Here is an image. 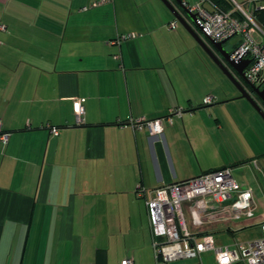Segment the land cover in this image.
Returning a JSON list of instances; mask_svg holds the SVG:
<instances>
[{
	"label": "crops",
	"instance_id": "crops-1",
	"mask_svg": "<svg viewBox=\"0 0 264 264\" xmlns=\"http://www.w3.org/2000/svg\"><path fill=\"white\" fill-rule=\"evenodd\" d=\"M203 51L162 0H0V264H156L151 192L224 168L256 201L264 143L229 126L253 112Z\"/></svg>",
	"mask_w": 264,
	"mask_h": 264
},
{
	"label": "built area",
	"instance_id": "built-area-1",
	"mask_svg": "<svg viewBox=\"0 0 264 264\" xmlns=\"http://www.w3.org/2000/svg\"><path fill=\"white\" fill-rule=\"evenodd\" d=\"M208 0L182 6L191 14L197 16L206 37L215 43L229 42L237 38L232 47L230 58L235 62L250 60L245 73L247 89L253 86L264 89V30L255 21L257 11L264 10V0H249L245 4H235L233 10L225 11L214 6L213 10L206 8ZM100 3L92 4L98 6ZM177 24L170 25L175 29ZM127 36L121 39H126ZM257 103L262 102L254 97ZM213 98L207 97L205 105L212 104ZM180 109L170 112V115H181ZM85 111L79 106L76 119L79 125L84 124ZM173 124L171 116L155 120L140 119L132 122V128L148 130L150 135L164 132V121ZM50 133L58 136L59 129L50 127ZM10 133L3 132L0 127V141L5 145L9 142ZM257 167V162H253ZM146 194L140 188L138 196ZM185 205L189 208L186 211ZM150 229L153 236V248L156 264H173L179 261L200 260L204 253L213 252L217 264H264V222L258 226L259 236L246 244L234 242V247L217 246L215 234L204 232L193 234L189 229L186 212L189 213L191 224L200 226L215 220L229 221L243 217L255 216L257 209L253 192L244 190L237 183L231 168L202 174L196 178L165 185L151 192V198L146 200ZM235 238V232H228ZM122 264H134L126 259Z\"/></svg>",
	"mask_w": 264,
	"mask_h": 264
},
{
	"label": "rangeland",
	"instance_id": "rangeland-1",
	"mask_svg": "<svg viewBox=\"0 0 264 264\" xmlns=\"http://www.w3.org/2000/svg\"><path fill=\"white\" fill-rule=\"evenodd\" d=\"M237 40H238L237 38H234L229 42H227L224 46V49L227 52H230L232 50L231 45ZM203 52L206 58L212 61L210 56L205 51ZM221 74L225 78V80H227L229 84H231V86L233 87L232 83L228 80V78L222 72ZM240 100H243V102H246V104L250 106L255 120L254 119L247 120L244 118V116L239 115L238 118L230 120L229 126L231 127V129H234L235 127L236 132H239V130L243 128L241 136H243V139L246 140L248 143H252L254 145L261 141L264 143V121L262 117L255 111V109L251 106V104L247 100L245 99H240ZM236 146L237 148L240 147V144L238 143V139ZM233 177L241 184L244 182L245 183L249 182L248 174L246 176H242L240 173L234 171ZM259 190H257L258 193L256 194L255 197L256 205H257V209L255 210V214H254L255 216L243 217L240 219H232L229 221L215 220L212 222L204 223L200 226L198 225L195 226V225H191L190 215L188 212H186V219H187V223L189 224L190 231L193 234L213 232L215 234V239H216L215 241L217 246L234 247L235 241H238L240 244L244 245L248 241L255 240L259 236V231L254 226L264 222V192L262 189L261 191ZM229 229L236 232L235 238H232L231 235L228 234ZM174 264H199V261L187 260V261H179ZM202 264H217L214 253L213 252L205 253L202 256Z\"/></svg>",
	"mask_w": 264,
	"mask_h": 264
},
{
	"label": "water",
	"instance_id": "water-1",
	"mask_svg": "<svg viewBox=\"0 0 264 264\" xmlns=\"http://www.w3.org/2000/svg\"><path fill=\"white\" fill-rule=\"evenodd\" d=\"M170 10L174 18L193 36L201 48L210 56L212 61L228 78L232 85L240 93L241 98L247 100L264 121V107H261L254 97H257L264 106V89L259 90L253 86L247 89L245 86L244 71L251 63L250 60L235 62L230 58V53L224 49L226 42L215 43L205 36L202 27L197 21V16L191 14L182 6V0H162Z\"/></svg>",
	"mask_w": 264,
	"mask_h": 264
},
{
	"label": "trees",
	"instance_id": "trees-1",
	"mask_svg": "<svg viewBox=\"0 0 264 264\" xmlns=\"http://www.w3.org/2000/svg\"><path fill=\"white\" fill-rule=\"evenodd\" d=\"M209 2H212L213 5H215L216 7L220 8V9H223L225 10L226 7H225V0H208ZM225 11H228V10H225ZM255 17L258 19V21L263 25L264 27V10H260V11H257L256 14H255Z\"/></svg>",
	"mask_w": 264,
	"mask_h": 264
},
{
	"label": "flooded vegetation",
	"instance_id": "flooded-vegetation-1",
	"mask_svg": "<svg viewBox=\"0 0 264 264\" xmlns=\"http://www.w3.org/2000/svg\"><path fill=\"white\" fill-rule=\"evenodd\" d=\"M257 98V97H256ZM258 99V98H257ZM259 100V99H258Z\"/></svg>",
	"mask_w": 264,
	"mask_h": 264
}]
</instances>
